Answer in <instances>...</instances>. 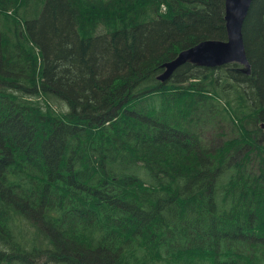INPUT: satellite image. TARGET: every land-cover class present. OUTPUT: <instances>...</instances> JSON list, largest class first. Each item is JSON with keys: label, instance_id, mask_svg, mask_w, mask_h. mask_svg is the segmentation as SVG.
Masks as SVG:
<instances>
[{"label": "trees", "instance_id": "trees-1", "mask_svg": "<svg viewBox=\"0 0 264 264\" xmlns=\"http://www.w3.org/2000/svg\"><path fill=\"white\" fill-rule=\"evenodd\" d=\"M224 17L225 0H0V264H264V0L248 75L157 80L225 41Z\"/></svg>", "mask_w": 264, "mask_h": 264}, {"label": "water", "instance_id": "water-1", "mask_svg": "<svg viewBox=\"0 0 264 264\" xmlns=\"http://www.w3.org/2000/svg\"><path fill=\"white\" fill-rule=\"evenodd\" d=\"M254 0H225V41L207 40L183 50L177 57L162 66L157 80L165 84L183 65L192 64L201 68L216 69L230 64L244 67L249 74L250 62L246 52L243 27ZM264 129V125H262Z\"/></svg>", "mask_w": 264, "mask_h": 264}, {"label": "rangeland", "instance_id": "rangeland-1", "mask_svg": "<svg viewBox=\"0 0 264 264\" xmlns=\"http://www.w3.org/2000/svg\"><path fill=\"white\" fill-rule=\"evenodd\" d=\"M192 65V64H191ZM183 66H185V65H183ZM183 66H181L180 68H182ZM179 68V69H180ZM179 69H177L176 70V72L179 70ZM175 72V73H176ZM262 125H264V123L262 124ZM231 136V131H230V129L228 128V130H226V132H225V135L223 136V138H222V140L224 141V140H226L228 137H230ZM222 142H220V144H221Z\"/></svg>", "mask_w": 264, "mask_h": 264}]
</instances>
